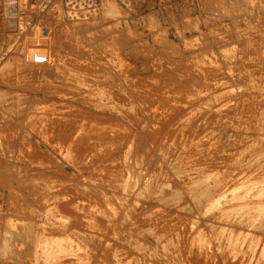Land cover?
I'll return each instance as SVG.
<instances>
[{
	"label": "rangeland",
	"instance_id": "374dc122",
	"mask_svg": "<svg viewBox=\"0 0 264 264\" xmlns=\"http://www.w3.org/2000/svg\"><path fill=\"white\" fill-rule=\"evenodd\" d=\"M72 262L264 264V0H0V264Z\"/></svg>",
	"mask_w": 264,
	"mask_h": 264
},
{
	"label": "bare ground",
	"instance_id": "6f19581e",
	"mask_svg": "<svg viewBox=\"0 0 264 264\" xmlns=\"http://www.w3.org/2000/svg\"><path fill=\"white\" fill-rule=\"evenodd\" d=\"M258 44V43H257ZM191 54V53H190ZM174 58V57H173ZM190 61V60H189ZM232 62V61H231ZM191 63V62H190ZM193 67V66H192ZM175 71V70H174ZM261 71V70H260ZM207 72V71H206ZM211 72V71H210ZM214 75V74H213ZM156 76V75H155ZM172 76V75H171ZM174 76V75H173ZM209 77V76H208ZM207 77V78H208ZM203 78V77H202ZM182 80V79H181ZM221 80V79H220ZM87 81V80H86ZM124 82V81H123ZM226 82V81H225ZM214 83V82H213ZM199 86V85H198ZM168 87V86H167ZM135 88V87H134ZM214 89V88H213ZM211 90V89H210ZM227 90V89H226ZM205 91V90H204ZM256 92V91H255ZM185 93V92H184ZM214 93H216V92H214ZM220 94V93H219ZM225 95V94H224ZM243 95V94H242ZM176 96V95H175ZM187 96V95H186ZM238 96V95H237ZM161 97V96H160ZM217 97V96H216ZM210 98V97H209ZM218 98V97H217ZM183 99V98H182ZM217 100V99H216ZM191 101V100H190ZM199 101V100H198ZM237 101V100H236ZM144 102V101H143ZM148 103V102H147ZM249 103V102H248ZM197 104V103H196ZM263 104V103H262ZM163 105V104H162ZM244 106V105H243ZM163 107V106H162ZM191 111H192V109H191ZM232 111V110H231ZM194 112V111H193ZM224 112H225V110H224ZM190 114V113H189ZM194 114V113H193ZM249 115V114H248ZM189 116V115H188ZM187 116V117H188ZM175 118V117H174ZM195 118V117H194ZM217 119V118H216ZM228 119V118H227ZM187 120V119H186ZM246 120V119H245ZM244 120V121H245ZM248 121V120H247ZM181 123V122H180ZM194 123V122H193ZM206 123V122H205ZM260 124H262V123H260ZM124 125V124H123ZM211 125V124H210ZM58 126V125H57ZM188 126V125H187ZM201 126V125H200ZM249 126V125H248ZM190 127V126H189ZM206 127V126H205ZM92 128V127H91ZM111 128V127H110ZM137 128V127H136ZM163 129V128H162ZM177 129V128H176ZM254 129V128H253ZM256 129V128H255ZM90 130V129H89ZM117 130V129H116ZM259 130V129H258ZM171 131V130H170ZM57 132V131H56ZM68 132V131H67ZM104 132V131H103ZM150 132V131H149ZM165 132V131H164ZM113 133V132H112ZM257 133V132H256ZM198 135L200 134V133H197ZM201 135V134H200ZM206 135V134H205ZM108 136V135H107ZM196 136V135H195ZM106 137V136H105ZM132 137V136H131ZM147 139V138H146ZM149 139V138H148ZM158 139V138H157ZM214 139V138H213ZM127 140V139H126ZM162 141V140H161ZM135 144V143H134ZM177 144V143H176ZM249 145V144H248ZM111 149V148H110ZM188 149H189V147H188ZM254 150V149H253ZM142 152H143V150H142ZM217 155V154H216ZM228 156V155H227ZM229 158V157H228ZM233 159V158H232ZM201 163V162H200ZM198 164V163H197ZM191 165V164H190ZM232 165V164H231ZM224 167V166H223ZM228 167V166H227ZM236 167V166H235ZM148 168V167H147ZM231 168V167H230ZM219 169H220V167H219ZM213 170V169H212ZM221 170V169H220ZM217 171V170H216ZM229 171V170H228ZM246 171V170H245ZM194 175V174H193ZM244 177V176H243ZM234 178V177H233ZM221 180V179H220ZM222 181V180H221ZM224 181H226V180H224ZM231 181V180H230ZM239 181V180H238ZM245 182V181H244ZM252 182V181H251ZM233 184H235V183H233ZM237 184V183H236ZM220 185V184H219ZM229 185V184H228ZM216 186H217V184H216ZM230 186V185H229ZM238 186V185H237ZM248 186V185H247ZM217 188V187H216ZM225 188V187H224ZM215 191V190H214ZM234 192V191H233ZM200 198V197H199ZM201 199V198H200ZM199 199V200H200ZM65 203V202H64ZM132 203V202H131ZM247 203L249 204V202L247 201ZM253 203H255V202H253ZM58 206V205H57ZM92 206V205H91ZM155 207V206H154ZM174 212V211H173ZM196 212V211H195ZM219 217V216H218ZM96 220H98V219H96ZM101 220V219H100ZM100 220H99V222H100ZM104 222V221H103ZM53 223V222H52ZM97 223V222H96ZM213 223H214V221H213ZM99 224V223H98ZM216 224V223H215ZM220 224V223H219ZM218 224V225H219ZM168 226V225H167ZM222 226H223V224H222ZM229 226V225H228ZM240 227V226H239ZM168 229V228H167ZM239 229V228H238ZM97 232V231H96ZM226 232V231H225ZM241 232V231H240ZM246 232V231H245ZM250 232V231H249ZM162 233V232H161ZM244 233V232H243ZM49 234V233H48ZM230 235V234H229ZM60 236V235H59ZM89 236V235H88ZM233 236V235H232ZM249 237V236H248ZM247 237V238H248ZM233 238V237H232ZM198 239V238H197ZM230 239V238H229ZM228 239V240H229ZM41 240V239H40ZM233 240V239H232ZM243 241H244V239H243ZM200 242V241H199ZM253 242V241H252ZM262 242H263V240H262ZM230 244V243H229ZM243 245V244H242ZM253 245V244H252ZM55 247V246H54ZM73 248V247H72ZM46 251V250H45ZM74 251V250H73ZM194 251V250H193ZM39 252V251H38ZM257 252V251H256ZM244 253V252H243ZM258 253V252H257ZM51 254V253H50ZM233 254V253H232ZM243 255V254H242ZM193 258V257H192ZM66 260H67V258H66ZM66 260L65 261H63V262H66ZM77 260V259H76ZM68 261V260H67ZM83 261V260H82ZM42 263V262H41ZM60 263V262H59ZM73 263V262H72ZM70 264V263H69ZM74 264V263H73ZM232 264V263H231ZM234 264V263H233Z\"/></svg>",
	"mask_w": 264,
	"mask_h": 264
}]
</instances>
